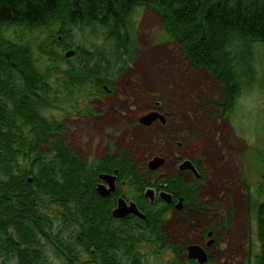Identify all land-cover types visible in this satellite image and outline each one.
<instances>
[{
  "label": "trees",
  "instance_id": "1",
  "mask_svg": "<svg viewBox=\"0 0 264 264\" xmlns=\"http://www.w3.org/2000/svg\"><path fill=\"white\" fill-rule=\"evenodd\" d=\"M139 10L156 18L187 72L216 82L221 119L243 92L264 91L255 53L264 46V0H0V264H147L148 255L152 264H194L166 239L172 207L149 204L143 192L163 190L201 212L200 181L149 172L125 149L85 163L64 123L49 116L68 107L69 115L91 118V101L112 92L135 60ZM260 164L258 251L246 264H264V158ZM102 174L116 176L108 198L95 191ZM120 197L144 220H113ZM211 211V229L223 237L230 221Z\"/></svg>",
  "mask_w": 264,
  "mask_h": 264
},
{
  "label": "rangeland",
  "instance_id": "2",
  "mask_svg": "<svg viewBox=\"0 0 264 264\" xmlns=\"http://www.w3.org/2000/svg\"><path fill=\"white\" fill-rule=\"evenodd\" d=\"M135 35L133 64L112 92L91 101L90 119L69 115L68 107L53 110L49 116L64 123L70 143L85 163L125 149L135 163L146 165L153 156L161 158L164 163L159 174L171 177L176 174L177 160L197 159L205 175L198 192L203 210L171 212L164 230L166 239L183 249L204 245L203 233L212 224L207 212L212 210L230 221V229L216 238L207 256L215 264H246L249 252L258 251L254 207L263 201L259 186L264 91L245 92L229 122L210 111L201 116L204 107L218 99L216 83L205 74L186 71L178 49L160 32L149 11L137 12ZM156 57L166 59L165 64L152 62ZM142 65L149 77L157 79L153 86L145 80ZM257 66L259 72L264 70V47L257 49ZM75 101L80 104L82 97ZM151 105L162 109V116L169 112L172 118L165 125L139 126L138 119L152 111ZM147 258V264L154 263L150 255ZM50 264L59 262L51 258Z\"/></svg>",
  "mask_w": 264,
  "mask_h": 264
},
{
  "label": "water",
  "instance_id": "3",
  "mask_svg": "<svg viewBox=\"0 0 264 264\" xmlns=\"http://www.w3.org/2000/svg\"><path fill=\"white\" fill-rule=\"evenodd\" d=\"M73 52H68L65 54V58H69L71 56H73ZM160 120L161 123H164V120L161 116H159L156 113H149L146 116L142 117L139 120V124L143 125L145 127L150 126L153 122H155L156 120ZM163 165V160L161 158L158 157H154L152 158L148 163H147V167L149 170L154 171L157 170L158 168H160ZM179 170L180 171H184V170H189L191 171L193 174L196 175V172L193 168V166L191 165L190 162H184L179 166ZM99 180L107 183L109 189L106 190L102 185H99L97 188V192L101 195V196H108L111 192H113L114 190V177H110V176H100ZM145 197L149 200V201H153V192L151 190H147L145 192ZM160 198L164 201H166L167 203L170 202V197L164 193L160 194ZM175 209L177 211H180L182 209V204H181V200H179L178 204L176 205ZM128 215H132L134 217H137L141 220L144 219L143 215H141L137 208L135 207V205L133 203H129L128 205L121 199H119L117 201V205L116 208L112 211V217L114 219H122ZM208 236H210V234H208ZM212 244V242H208L207 246H210ZM186 257L189 260H194L196 261L197 264H206L207 262V256L205 255L204 251L198 247V246H188L186 249Z\"/></svg>",
  "mask_w": 264,
  "mask_h": 264
},
{
  "label": "bare ground",
  "instance_id": "4",
  "mask_svg": "<svg viewBox=\"0 0 264 264\" xmlns=\"http://www.w3.org/2000/svg\"><path fill=\"white\" fill-rule=\"evenodd\" d=\"M152 62H160V63H163V64H165V62H166V59H164V58H160V57H156V58H153V61ZM141 68V70L143 71V75H144V78H145V80L147 81V82H149V83H152L151 85L153 86L154 84H156L157 83V79H152L151 77H149L146 73H147V71H146V68L144 67V65H142V67H140Z\"/></svg>",
  "mask_w": 264,
  "mask_h": 264
},
{
  "label": "flooded vegetation",
  "instance_id": "5",
  "mask_svg": "<svg viewBox=\"0 0 264 264\" xmlns=\"http://www.w3.org/2000/svg\"><path fill=\"white\" fill-rule=\"evenodd\" d=\"M154 189V192H155V188H153ZM156 193V192H155ZM159 193V192H158ZM172 196V195H171Z\"/></svg>",
  "mask_w": 264,
  "mask_h": 264
}]
</instances>
